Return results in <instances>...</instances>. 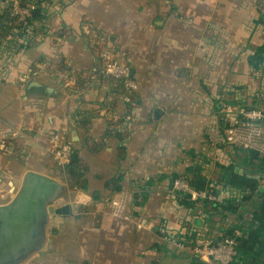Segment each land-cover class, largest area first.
Masks as SVG:
<instances>
[{
	"label": "crops",
	"instance_id": "crops-1",
	"mask_svg": "<svg viewBox=\"0 0 264 264\" xmlns=\"http://www.w3.org/2000/svg\"><path fill=\"white\" fill-rule=\"evenodd\" d=\"M183 1L143 0L139 8L153 19L139 22L126 19L137 11L132 0H50L56 12L46 26L39 25L43 13L34 15V38L18 47L11 78L0 77V176L18 187L28 170L54 175L45 147L55 129L73 139L88 190L74 231L56 236L52 230L53 242L25 264H198L192 251L198 234L220 239L247 226L248 212L240 218L203 202L177 206L170 183L195 162L214 184L222 182L221 165L249 169L243 148L223 142L222 109L254 107L256 93L264 92V66L249 63L264 44V24L257 21L264 0ZM88 23L95 37L84 34ZM79 30L82 36L72 37ZM103 38L139 83L132 104L120 99L119 87L109 97V77H92L102 72ZM28 68L31 79L20 87L17 75ZM106 109L133 113L123 134L110 131ZM122 195L130 196L129 219L114 217L108 206ZM141 218L153 225L139 229Z\"/></svg>",
	"mask_w": 264,
	"mask_h": 264
},
{
	"label": "built area",
	"instance_id": "built-area-1",
	"mask_svg": "<svg viewBox=\"0 0 264 264\" xmlns=\"http://www.w3.org/2000/svg\"><path fill=\"white\" fill-rule=\"evenodd\" d=\"M3 1L1 2L2 5L14 19L13 25H15L12 33L3 37L0 43V77L9 80L17 66L16 62L21 58L22 48L27 45V39H31L34 33L33 26H31V21L34 20V13L39 10L41 14H44L39 25L46 26L51 22L53 13L56 11L51 8L53 3L50 0ZM19 24L22 25V29L17 27ZM82 30L89 38H91L90 36L95 37L96 32L92 24L88 23L84 25ZM78 32L75 33L77 35L72 37H81L82 32L80 30ZM98 42L102 45V49L99 52L102 75L101 77H96L94 74L92 77L96 81L102 80V76L109 77L114 87V91L109 97L112 99L115 95L117 96L115 89L119 87L121 90L119 94L120 99L126 104H132L135 91L139 88L137 79L131 74L129 65L121 61L119 53L109 41L103 38L98 40ZM18 47L22 48L18 50ZM3 61L7 63H3ZM31 75L32 68L20 70L16 78L19 86H25L31 79ZM256 94L258 96L261 95V93ZM102 115L114 120L118 129L123 131L126 130L133 119V113L128 112L121 115L111 109H106ZM263 117V107L248 108L240 105L226 104L222 109V119L224 120L223 142L232 146L256 150L260 155L264 154V127L260 123ZM2 148L8 147L3 144ZM45 149L46 153L52 157L57 168L63 172L74 153L75 146L73 139L67 133L51 129L48 132V144ZM172 184L171 192L174 193L173 199L177 203V206L181 205V195H186L188 199L198 204L207 200L211 202L222 201L224 200V194L231 199L236 198L239 200L243 197L241 192L217 183H211V188L197 190L183 176L174 178ZM15 191L16 187L7 185V183L4 184L0 176V203L8 196L11 195L12 197ZM129 201V195H122L111 199L108 203L111 214L117 218L129 219L130 215L127 213ZM190 222H193V220L191 219ZM136 225L139 229H143L153 224L152 221L141 218L137 220ZM242 236L243 231L238 228L233 229L232 234L223 236L220 239H217L212 234L210 236L198 234L192 239V251L200 261L207 264H231L237 256V245L239 238ZM179 244L184 245L183 243Z\"/></svg>",
	"mask_w": 264,
	"mask_h": 264
},
{
	"label": "trees",
	"instance_id": "trees-1",
	"mask_svg": "<svg viewBox=\"0 0 264 264\" xmlns=\"http://www.w3.org/2000/svg\"><path fill=\"white\" fill-rule=\"evenodd\" d=\"M37 13L41 12L37 10ZM257 21L264 24V12H261L260 18ZM13 24L14 19L10 16V13L7 10L0 14V43L3 37L6 35L8 36L9 33H12V29L15 26ZM17 27L20 29L23 28L20 24ZM249 63L255 69H260L264 66V44L253 49V53L249 57ZM101 75L102 73L100 72L98 76L101 77ZM117 89H115V91L117 92L118 96L119 93ZM256 98L257 99L254 102L255 106L248 108L263 107L264 92ZM108 120L109 129L113 134L120 135L125 132L118 129L114 120L109 118ZM260 123L264 127V117ZM243 152H245L247 157L244 163L249 169L244 173H239L238 171H235L234 165H221L223 179L220 183L225 187L233 188L238 192H241L243 197L239 200L232 198L226 203L223 200L214 202L207 200L204 201L203 204L205 206H210V208L215 211L239 212L240 218L242 217V213H250L251 218L248 220L247 226L241 227L243 236L239 238L237 245V256L234 258L231 264H264V192L260 195L257 194V189L260 185V178L256 177L257 175H260L258 171H264V154L260 155L258 151L248 148H243ZM251 167L252 169H250ZM85 172L86 167L82 163L78 150L75 147L74 153L72 154V157L69 163L66 165L63 173L66 175V177H68V181L73 182V185H80V188L86 191L88 190V184L86 178H84ZM183 177H185L189 181L190 185L197 190L211 188V182L207 176L204 175L203 166L199 162H195L194 165L189 166ZM94 197L97 198V195H94ZM244 202H248L247 204L249 205L245 206L246 204ZM180 203L186 207H193L195 205V202L188 199L186 195H181ZM232 231V229L229 230L227 235L232 234ZM196 260L199 259L196 257L195 261ZM197 263L207 264L200 260Z\"/></svg>",
	"mask_w": 264,
	"mask_h": 264
},
{
	"label": "water",
	"instance_id": "water-1",
	"mask_svg": "<svg viewBox=\"0 0 264 264\" xmlns=\"http://www.w3.org/2000/svg\"><path fill=\"white\" fill-rule=\"evenodd\" d=\"M256 177L263 181L257 189L260 195L264 192V172ZM79 196L85 195L70 190L52 175L26 171L11 199L0 203V264H25L32 255L45 250L52 243L49 234L53 218L78 210L84 201ZM62 197L67 200L57 205Z\"/></svg>",
	"mask_w": 264,
	"mask_h": 264
},
{
	"label": "rangeland",
	"instance_id": "rangeland-1",
	"mask_svg": "<svg viewBox=\"0 0 264 264\" xmlns=\"http://www.w3.org/2000/svg\"><path fill=\"white\" fill-rule=\"evenodd\" d=\"M142 1L143 0H132L131 4H133V3L136 4L137 11H136V13H133V11L128 12V15H127L126 19L131 18V22H132V20L134 22H139L141 19H150V18L153 19L152 14H150L149 12H148V14L147 13L144 14L143 8H141V9L139 8V6L140 7H142V6L144 7V5L142 4ZM178 1L180 3H184L183 0H178ZM119 14H122V13H119ZM133 34L135 36L138 35L136 32H134ZM138 54L141 56V53H138ZM55 169H56V171H54V175H52V176H54L55 178H57L60 181L64 182L65 184H67V186L69 187L70 190L82 191V192L86 193V191H84L83 189L80 188V185H73V182L68 181V177H66V175L62 172V170L60 171L59 168H55ZM65 197H62L63 200L62 199L59 200L57 202V205H63L65 203L64 201L67 200V198H65ZM10 199H11V195L8 196L5 200H3L1 202L2 203H6ZM79 207H80V204H79ZM72 211H73L72 214L62 215L61 218H58L57 216L53 218L54 220L52 221L51 232H52V230L54 232H56V233H54V235H56V236L63 235L64 229H66V228H68V232L70 234V233H72L74 231L75 227L78 226V224H75V223H77L78 219L73 220V218L75 217V215H80L79 214V208H78V210H72ZM50 239H52V238H50Z\"/></svg>",
	"mask_w": 264,
	"mask_h": 264
},
{
	"label": "bare ground",
	"instance_id": "bare-ground-1",
	"mask_svg": "<svg viewBox=\"0 0 264 264\" xmlns=\"http://www.w3.org/2000/svg\"><path fill=\"white\" fill-rule=\"evenodd\" d=\"M78 198L81 199V198H83V196H79Z\"/></svg>",
	"mask_w": 264,
	"mask_h": 264
}]
</instances>
